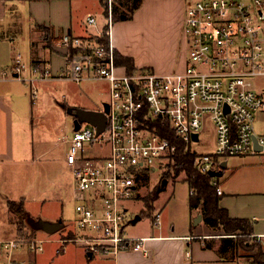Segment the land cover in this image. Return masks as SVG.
Here are the masks:
<instances>
[{
    "label": "built area",
    "instance_id": "1",
    "mask_svg": "<svg viewBox=\"0 0 264 264\" xmlns=\"http://www.w3.org/2000/svg\"><path fill=\"white\" fill-rule=\"evenodd\" d=\"M119 1L102 0L105 24L98 33H65L58 39L55 45L66 49L64 69L53 73L42 62L31 67L34 77L29 79L108 83V111L100 110L106 116L104 129L97 132L94 124L79 121L77 129L73 125L69 135L62 136L74 180L76 218L75 229L58 239L107 257L144 250L145 237L127 233L134 217L125 203L141 195L139 187L150 172L159 168L163 174L167 169L178 149L174 139L195 152L194 165L202 173L219 169L224 157L264 154V136L254 132L255 113L264 108V85L261 91L254 86L256 78L264 79V0H187L180 37L183 65L168 72L144 67L129 71L117 62L109 32ZM86 23L96 26V17L89 14ZM103 34L108 41L99 39ZM24 69L17 57L12 75L20 78ZM6 75L7 69H0V79ZM31 97H36V88ZM208 123L214 148L197 152L192 143L200 140ZM213 183L221 194L216 179ZM160 220L156 212L151 221L158 225ZM254 237L263 242L264 233ZM44 241L29 234L0 240V264H24L16 257L18 248L26 245L35 253Z\"/></svg>",
    "mask_w": 264,
    "mask_h": 264
},
{
    "label": "crops",
    "instance_id": "2",
    "mask_svg": "<svg viewBox=\"0 0 264 264\" xmlns=\"http://www.w3.org/2000/svg\"><path fill=\"white\" fill-rule=\"evenodd\" d=\"M186 2L187 0H142L130 18L114 21L109 32L111 45L118 53L132 57L135 67L150 66L158 72L170 71L181 42L180 28ZM8 10L15 11L13 14L18 17L17 20H25L21 22L19 29L8 28L4 24ZM89 14L96 17V20L98 15L104 16L102 0H0V49L9 50L11 64L19 57L24 65H29L28 68L45 62L53 73H58L67 64L63 51L55 48L58 39L65 33L75 36L95 34L104 26L105 19L99 26L88 25L86 17ZM22 30L27 31L24 32L26 36L18 33H22ZM145 49L156 54H149V50L148 54H145ZM180 56L184 58L182 52ZM18 79L17 74H13L12 78L0 79V82H14ZM263 85L264 79L257 90L261 91ZM21 95L22 93L12 91H0V240L14 238L21 233L26 224L28 226L24 218L22 219L24 227L20 225L18 227L19 223L15 222L13 217L15 214L8 209L7 201L21 200L23 213L25 215L29 213L26 208V196L22 192H16L17 194L10 192L9 183H5L7 176L4 173L5 166L9 168L14 164L17 166L28 164L25 150L29 142L27 140L24 144L23 141L16 142L14 134L16 127L24 120V115L18 108L14 110L17 105L12 99L15 97L18 101ZM8 96H11V100ZM31 101L34 103L32 98ZM18 112L20 115H16ZM254 132L257 136H264V108L255 113ZM223 161L226 166L222 175L216 178L222 191L219 194V205L227 210L230 217L248 219L252 224L253 234L264 233V154L224 157L221 158L220 166ZM236 174L239 183L233 188L226 182L229 177ZM189 190L190 188L188 192ZM189 196L188 193L189 216L180 228H176L174 224L168 225L162 220L158 225H153L150 219L148 227L134 226L127 229V233L132 237H145L144 250L128 249L108 257L91 255L79 244L75 243V247L70 249L68 242L62 244L58 241L60 237L49 238L53 232H47L41 226L40 231L48 235L47 238H43L44 242L58 245L43 248L38 256L37 253H30L27 264H39V260L43 259L45 263L48 257L49 264H54L55 260H60L57 264H252L251 257L246 255L247 252L236 255L235 248L225 243L226 235L217 236L207 231L208 224L200 210L190 208ZM139 213L138 218L142 217ZM198 214H201V219L194 223L193 220ZM15 216L19 221V217ZM44 220L60 221L64 225L63 220L59 218L38 216V221ZM72 223L69 221L68 232L75 229V224ZM41 232L37 231L35 237L38 238ZM261 243L264 244V239ZM16 257L26 264V258L20 257L17 253ZM2 260L0 254V263Z\"/></svg>",
    "mask_w": 264,
    "mask_h": 264
},
{
    "label": "rangeland",
    "instance_id": "3",
    "mask_svg": "<svg viewBox=\"0 0 264 264\" xmlns=\"http://www.w3.org/2000/svg\"><path fill=\"white\" fill-rule=\"evenodd\" d=\"M13 12L10 10L6 12L4 24L8 28L19 29L21 22L25 20H17L18 17L14 16ZM103 19H105L103 15H98L96 25L99 26ZM182 24L183 21L180 28V37ZM24 32L25 30H22V33H18L23 35L27 31ZM180 37L179 40L181 41ZM148 50L145 49L144 53L156 54L154 51L149 50L148 52ZM181 52L184 54L183 42L179 43L175 63L170 71L177 70L183 65L184 58H181ZM11 63L9 50L1 51L0 49V69H7V75L4 79L13 77L11 71L13 64ZM28 66L24 65L25 69L21 72L22 75L18 81L0 82L1 92L22 93L18 101L15 97L12 99L13 103L17 105L14 110L18 108L24 115L22 123L17 127L15 126L16 131L14 130V134L16 142L23 141V144L26 140L29 142V146L25 150L27 151L28 164L22 166L14 164L9 166V168L5 166L4 173L7 176L5 183H9L8 189L13 194L22 192L26 196V208L29 213L25 216V221L28 226L26 224L25 228H22L21 233L17 236L29 234V237H35L37 231L41 232L39 229L41 221H38V216H45L50 219L59 218L63 220V227L53 232V235H49V238H58L66 235L70 230L69 221L75 224L76 218L74 210L75 200L72 197L74 180L65 162L66 144L62 139V136L69 135L72 121L75 119L68 109L76 108L78 105L85 108H104V103L109 99L108 83L99 79H86L76 82L69 78L58 77L48 79L35 78V81L30 83L29 79L33 78L34 74L32 68H28ZM144 68L154 69L150 66H144ZM262 83L263 79L261 77L256 78L254 82L255 88L260 89ZM35 88L36 97L33 100L34 103H32L31 90L33 91ZM8 97L11 100V96ZM16 115H20V113L18 112ZM84 123V121H81V124ZM213 134V127L211 123H208L207 129L200 132V140L192 143V149L197 152L212 151L214 148ZM7 168L9 171H7ZM237 175L228 178L226 183L230 187L236 188V185H238L239 178ZM164 178L167 179V183L162 186ZM185 178L186 174L183 170H171L170 175L164 177H162V171L159 168L150 172L147 179L142 181V186L139 187L141 195L125 203L128 212L134 217L127 224V229L134 226H150L149 221L150 219L152 220L156 212L160 213L161 220L167 222L168 225L174 224L176 228L184 225L186 217L189 216L187 206L189 185L185 182ZM138 213L142 217L136 220L135 217ZM13 217L14 221L19 223L18 227H20L19 225L24 227V224H20L15 215ZM206 229L217 236L224 233L223 227L220 225L214 227L207 225ZM47 236L46 233L41 232L38 235V239L47 238ZM239 239L234 238V242L238 244L241 241ZM57 245L56 243L44 242L43 248H53ZM68 245L72 249V247H75V242H68ZM42 251L35 253L38 256ZM245 252L247 251L241 247L236 249V253ZM16 253L22 258H26L27 264L29 263L27 258L33 252L28 250L26 245H22ZM58 261L60 260H55L54 264L59 263ZM49 262L50 257L45 259V263L44 259L39 260V264H49Z\"/></svg>",
    "mask_w": 264,
    "mask_h": 264
},
{
    "label": "trees",
    "instance_id": "4",
    "mask_svg": "<svg viewBox=\"0 0 264 264\" xmlns=\"http://www.w3.org/2000/svg\"><path fill=\"white\" fill-rule=\"evenodd\" d=\"M142 0H120L115 6L114 21L119 18H130L132 12L140 5ZM99 39L108 41L107 35L103 34ZM116 52V60L123 64L129 71L135 68L132 57ZM178 144V149L174 154L173 161L167 164V169L163 171L162 177L170 175V171H185V181L193 194L189 196V206L191 209L198 208L202 213L204 221L210 226H222L225 243H229L232 248L241 247L246 250V255L251 257L252 264H264V244L255 240L252 233V224L248 219L230 217L227 210L219 205L220 195L216 191V185L208 173L198 171L194 165L195 152L190 148H185V144L174 139ZM21 200L7 201L8 209L19 217V222L24 224L25 214L22 210ZM21 226V225H20ZM234 238H240L237 244ZM239 239V240H240ZM238 255V254H236Z\"/></svg>",
    "mask_w": 264,
    "mask_h": 264
},
{
    "label": "water",
    "instance_id": "5",
    "mask_svg": "<svg viewBox=\"0 0 264 264\" xmlns=\"http://www.w3.org/2000/svg\"><path fill=\"white\" fill-rule=\"evenodd\" d=\"M59 51H63L64 54H66V49L64 47L56 46L55 47ZM104 110L105 112L108 111V105L107 103H104ZM68 111L72 114L74 119V129H77L79 126V121H88L92 124H94L97 127V132H101L104 129L105 122H106V116L105 113L98 110H91L86 109L82 107H76V108H69ZM194 140L198 139V134L194 133L192 135ZM254 143H256V139H254ZM260 148V147H259ZM226 166L225 161L221 163V166L219 169H211L208 171V174L212 177H218L222 175L223 168ZM167 183V179L164 178L162 181V186H165ZM160 190V189H159ZM138 218V215L135 217V219ZM201 219V214H198L194 218V223H197ZM42 228L47 232H55L58 231L63 227V224L60 221L57 222H51V221H41Z\"/></svg>",
    "mask_w": 264,
    "mask_h": 264
},
{
    "label": "flooded vegetation",
    "instance_id": "6",
    "mask_svg": "<svg viewBox=\"0 0 264 264\" xmlns=\"http://www.w3.org/2000/svg\"><path fill=\"white\" fill-rule=\"evenodd\" d=\"M96 110L100 111L101 109H96Z\"/></svg>",
    "mask_w": 264,
    "mask_h": 264
}]
</instances>
